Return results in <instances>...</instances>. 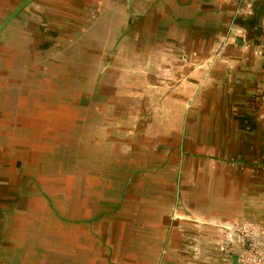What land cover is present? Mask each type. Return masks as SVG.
Returning <instances> with one entry per match:
<instances>
[{
  "label": "crops",
  "instance_id": "1",
  "mask_svg": "<svg viewBox=\"0 0 264 264\" xmlns=\"http://www.w3.org/2000/svg\"><path fill=\"white\" fill-rule=\"evenodd\" d=\"M56 44L88 107L38 105L34 53ZM0 85V226L20 177L58 200L43 245L0 260L237 264L238 226L264 259V0H0Z\"/></svg>",
  "mask_w": 264,
  "mask_h": 264
},
{
  "label": "rangeland",
  "instance_id": "2",
  "mask_svg": "<svg viewBox=\"0 0 264 264\" xmlns=\"http://www.w3.org/2000/svg\"><path fill=\"white\" fill-rule=\"evenodd\" d=\"M32 21L34 24H37V22H38L37 18H35V20H32ZM39 41H42L43 43L49 42V40L47 39L46 36H40ZM54 46H58V47L52 46L51 50L46 49L44 51H37L34 53V58L37 59V63H35V65H36L35 68H36V75H37L36 78H37L38 105H43L42 103H44L45 104L44 106H48V105L50 106V103H53V105H52L53 107H56V106L60 107V108L66 107V108L75 109V110L79 109L83 105H85V107L86 106L88 107V104L91 105L89 102H92L93 100L92 99L91 100L86 99L85 101L84 100L82 101V98L78 97L79 93L81 94V91H79V90H81V87L84 84L82 83L80 75H78L76 67H74V68L69 67L67 69V68L58 67L59 64H57V63L54 64L53 60H55V58H58V56L61 55V53L58 52L59 44H56ZM25 54H28V52H25L24 54L22 53V58H24V59H25ZM20 69H21V73H22L25 70V67L22 66ZM63 69L65 71L61 72V70H63ZM68 71H72V73L68 72ZM64 72L65 73L67 72L66 75ZM62 73H64L63 78H66L67 80H70V81L60 83ZM82 73H83L82 69H80V74H82ZM27 74H28V70H27ZM71 80H73V81H71ZM84 87H87V84H85ZM49 92H51V93H49ZM86 93H88V92L86 91ZM45 94H47L46 99H42V98H44ZM121 95H124V94L122 93ZM121 95L116 96L115 99H113L114 103L118 104V105H116L117 107L120 105L125 106L124 105V103L126 102V99L124 98L125 95L124 96H121ZM49 96H50V99H53V100H49ZM88 100H89V102H88ZM94 101L96 102V99H94ZM98 101H100V100H98ZM114 106H115V104H114ZM60 118L63 119L62 117H60ZM56 148H58V147H56ZM55 157L52 159L51 164H52L53 168L55 166L56 171H57L56 173H58V170L60 172L61 163L60 162L57 163V159H60L59 156L57 155V158H55ZM39 164L40 163H38L37 166H39ZM25 165L26 164H23L22 167H24ZM47 166L49 167V165H47ZM24 174L25 173H22L19 175H24ZM23 178L24 177H20V178H18V181H16L17 183H19L21 185H25V186H22V188L20 189V191H21L20 200L23 202L19 203L18 206L16 205L17 208L14 209V210H16L15 212L13 211L12 221H10V220L6 221L5 220L3 222V225L0 226V249H1L0 252H2V251L9 252V255L8 256L6 255L7 257H9L14 252H17L19 250L21 251V249H22L21 245L19 247V244H20L19 242L22 241L21 237L24 238L25 240H27L26 245L33 246L32 243L34 241H37V240L40 241L41 244L43 245L44 240H43V238L40 239L39 237H43L44 232H43V229H41L38 225L42 224V221L43 222L45 221L44 217H45V215H47V213H49L48 208L52 207L51 204L53 205V208H54L55 207L54 202L58 201L56 199L57 196H51V197H53V198H51V197L47 196V194H44V192H43L44 187L39 182H37V184H36L37 193L32 192L31 188H35V186L31 185L32 181H30L29 179H32V180H34V179L30 178L28 176H26L25 179H23ZM28 182L30 184H27ZM34 184H35V182H34ZM28 185H29V188H28ZM49 185L51 186V184H49ZM52 187L53 188L51 190L54 189L55 193H59V190L61 188V186L59 184L57 185V187H55V185H52ZM23 190H25L24 193L22 192ZM36 196H37V198H36ZM34 199H37V202H39V203L35 202ZM36 204H37V206H36ZM38 204H40V208H39ZM10 211H12V209L5 212L4 215L5 214L7 215L8 212H10ZM52 211L55 213L54 210H52ZM0 215H1V217H3V213ZM52 215H54V214H52ZM33 217L38 218V221H37L38 224L34 225V222H31L30 218L32 219ZM19 231L21 232L22 235L19 234ZM15 237H19L20 240H17ZM23 249H25V248H23ZM31 250H28V251H31ZM9 262L7 260H5V261L0 260V264H9Z\"/></svg>",
  "mask_w": 264,
  "mask_h": 264
},
{
  "label": "built area",
  "instance_id": "3",
  "mask_svg": "<svg viewBox=\"0 0 264 264\" xmlns=\"http://www.w3.org/2000/svg\"><path fill=\"white\" fill-rule=\"evenodd\" d=\"M235 234L241 235L246 240L245 243L246 251L237 259V264H264V259L256 251L255 248L256 245L260 244V242H258V240L257 242L253 241L254 238H258L262 236L261 232H257L251 227H243V226L227 228L228 243L233 242V240L235 241L234 239Z\"/></svg>",
  "mask_w": 264,
  "mask_h": 264
}]
</instances>
